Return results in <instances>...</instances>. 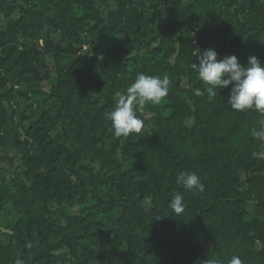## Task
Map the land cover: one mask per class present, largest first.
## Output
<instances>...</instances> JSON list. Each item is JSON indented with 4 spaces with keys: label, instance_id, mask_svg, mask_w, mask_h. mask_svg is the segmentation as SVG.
<instances>
[{
    "label": "trees",
    "instance_id": "1",
    "mask_svg": "<svg viewBox=\"0 0 264 264\" xmlns=\"http://www.w3.org/2000/svg\"><path fill=\"white\" fill-rule=\"evenodd\" d=\"M195 47L264 62V0H0V150L27 179L0 155V264H264V115L205 85ZM137 73L169 93L116 137L105 113Z\"/></svg>",
    "mask_w": 264,
    "mask_h": 264
},
{
    "label": "clouds",
    "instance_id": "2",
    "mask_svg": "<svg viewBox=\"0 0 264 264\" xmlns=\"http://www.w3.org/2000/svg\"><path fill=\"white\" fill-rule=\"evenodd\" d=\"M192 56L199 63H192L197 70L200 80L213 90L229 88L230 95L227 104L232 110H255L264 115V62L256 56L248 57L247 64L242 65L236 55H228L222 59L215 49L201 50L195 47ZM168 77H156L137 73L135 80L127 88L126 93L117 94V102L112 111L105 113V119L111 122L113 134L116 137L140 133L143 120L138 116L146 105L159 104L169 93ZM194 95H201V89L195 88ZM252 135L259 142V151L253 156L264 160V120L259 127L252 130ZM176 182L187 191H205V185L195 172H182L176 177ZM175 215L184 213L186 204L184 197L176 193L168 203ZM22 264V261H17ZM203 264H209L204 261ZM214 264V262H212ZM228 264H241L238 256H233Z\"/></svg>",
    "mask_w": 264,
    "mask_h": 264
},
{
    "label": "rangeland",
    "instance_id": "3",
    "mask_svg": "<svg viewBox=\"0 0 264 264\" xmlns=\"http://www.w3.org/2000/svg\"><path fill=\"white\" fill-rule=\"evenodd\" d=\"M193 29L195 32L199 30V27L196 25H193ZM52 37L54 41L59 42L60 37L57 35H53ZM7 153H4L0 150V155L4 156V159L1 163L3 173L7 178H15L19 177L23 181H27L26 179V170L23 166L22 157L19 152H11L10 154L6 155ZM8 156V157H7ZM145 206L148 207L149 203L145 202Z\"/></svg>",
    "mask_w": 264,
    "mask_h": 264
}]
</instances>
